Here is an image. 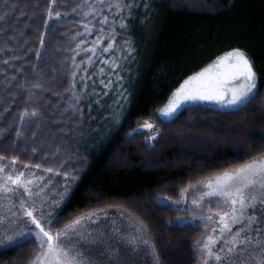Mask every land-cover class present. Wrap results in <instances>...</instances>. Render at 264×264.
<instances>
[{"label":"trees","instance_id":"16d2710c","mask_svg":"<svg viewBox=\"0 0 264 264\" xmlns=\"http://www.w3.org/2000/svg\"><path fill=\"white\" fill-rule=\"evenodd\" d=\"M234 49L257 76L251 102L160 115L184 80ZM147 120L153 141L137 130ZM262 155L264 0H0V163L58 188L48 231L119 208L152 264H201L203 226L163 199ZM38 234L0 245V264H31ZM212 251L208 263L264 264L263 237L241 255Z\"/></svg>","mask_w":264,"mask_h":264},{"label":"rangeland","instance_id":"374dc122","mask_svg":"<svg viewBox=\"0 0 264 264\" xmlns=\"http://www.w3.org/2000/svg\"><path fill=\"white\" fill-rule=\"evenodd\" d=\"M226 53L219 55L200 71L214 64L219 57ZM245 55L251 62L248 55L246 53ZM254 83L255 88L252 90L253 93L257 87L256 74ZM177 90L172 93L167 103L160 108L159 113L163 118H172L182 107L196 102L210 103L223 108H233L223 106L221 103L215 101L185 102L182 97L179 99L174 97ZM225 99H227V97ZM173 100H175V104H178L179 107H177L176 111L171 115H164L163 111L169 108L170 101ZM146 124H150L152 127H145ZM155 127V122L147 120L141 123L137 130L151 132L148 141H153L160 134ZM262 157H264V155L256 159ZM243 165L244 164L188 184L181 191L180 195H176L175 200L163 199L172 206L181 209L183 212L182 222L203 226L204 232L199 244V251L202 259L201 264H204L205 261H207V264L212 263L211 261L208 263L209 256L204 250V244L207 243L208 236H213L217 241L211 245V248L224 246L227 255L233 253L232 251H227V246L224 244V241L230 240L233 233L238 230L243 229L240 234L241 240H243L245 236L247 240L249 238H264V204L260 203V199L264 197V192L260 190L253 191V195L257 197L255 207H248L246 209L244 217L241 218V223L231 225V220L230 218L228 219V223L232 227V232H225L223 238H221L222 234L219 231L220 228L223 227V224L219 223L220 216L217 215V213L230 212L231 207L224 203L223 198L208 195V193L214 191L213 188L207 187L209 182H214L215 178L222 176L224 172L232 171ZM0 168L3 169V171H0V245L8 240H17L27 235L38 234V227L32 222V217L25 214L26 211H32L36 219L40 221L41 226L48 230L46 228V226L48 227V219L58 204V199L55 198V192L58 188H52L51 183L48 184L43 177L25 174L24 171L19 170L14 164L0 163ZM20 174H22L21 181L26 183V188L23 186L17 187L12 181L7 180L8 176H12L13 179H15V177ZM26 179H30L31 183H27V181H25ZM126 204L127 203L123 202L122 205L126 206ZM235 207L239 208V205L237 204ZM89 215H91L92 218L90 220L84 219L82 223L77 226L76 234L71 236V240L75 247L83 253L84 264H152L150 260L151 255L148 250V242L144 243V241L147 240L142 234L140 226H137L126 212L119 208L112 207L91 212L84 217ZM209 216L212 217L211 220L208 219ZM249 216L254 217V220L249 221L247 219ZM213 229L216 231L213 232ZM244 244L245 243H238L231 246L233 251H238L241 255Z\"/></svg>","mask_w":264,"mask_h":264},{"label":"snow or ice","instance_id":"6c2138e0","mask_svg":"<svg viewBox=\"0 0 264 264\" xmlns=\"http://www.w3.org/2000/svg\"><path fill=\"white\" fill-rule=\"evenodd\" d=\"M108 50V48L104 49V51ZM254 81L255 72L251 62L244 52L236 49L227 52L208 68L184 80L174 97L177 99L182 97L185 102L215 101L223 106L239 107L255 98V93L252 91L255 88ZM226 97L227 99H225ZM177 107L179 105L175 104V100L170 101L169 108H166L163 114L171 115ZM145 127L150 128L152 126L146 124ZM0 171L3 169L0 168ZM21 176L22 174L17 175L15 179L8 176L7 180L12 181L17 187L26 188V183L21 181ZM27 183H31V181H27ZM207 187L214 189L208 195L223 198L224 203L231 207L230 212L217 213L220 216L219 223L223 224L219 230L222 234L221 238H223L225 232H232L231 225L242 222L241 218L244 217L248 207H255L257 197L253 195V191L264 192V157L253 159L250 163H245L239 168L224 172L222 176L216 177L214 182H209ZM260 203L264 204V197L260 199ZM237 204L239 208L235 207ZM25 214L32 217V222L40 229L38 235H42L43 238L39 244L41 251L33 257L31 264H84L83 253L75 247L71 236L76 234L77 226L84 219L90 220L92 218L91 215L76 219L60 232L53 234L41 226L40 221L36 219L32 211H26ZM229 218L231 225L228 223ZM208 219L211 220L212 217L209 216ZM247 219L252 221L254 217L249 216ZM215 231L213 229V232ZM241 231L243 229L233 233L230 240L224 241L227 251L233 250L231 245L247 242L246 236L243 240L240 239ZM216 242L213 236L207 237L204 250L209 257L214 255L211 245ZM214 258L216 260L221 259L219 255H215ZM204 264H207V261Z\"/></svg>","mask_w":264,"mask_h":264}]
</instances>
